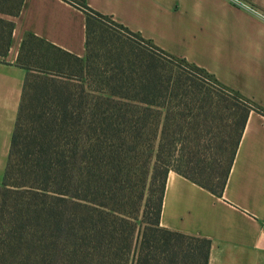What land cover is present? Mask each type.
Wrapping results in <instances>:
<instances>
[{
    "label": "trees",
    "instance_id": "obj_1",
    "mask_svg": "<svg viewBox=\"0 0 264 264\" xmlns=\"http://www.w3.org/2000/svg\"><path fill=\"white\" fill-rule=\"evenodd\" d=\"M68 2L85 15L83 57L32 33L16 56L26 72L0 182V264H206V239L159 225L166 174L220 194L248 112L264 109L83 0ZM21 4L0 0V56ZM91 20L144 47L94 50Z\"/></svg>",
    "mask_w": 264,
    "mask_h": 264
},
{
    "label": "crops",
    "instance_id": "obj_2",
    "mask_svg": "<svg viewBox=\"0 0 264 264\" xmlns=\"http://www.w3.org/2000/svg\"><path fill=\"white\" fill-rule=\"evenodd\" d=\"M83 0L162 51L203 68L264 109V0ZM7 17V16H5ZM0 56V182L25 68V33L84 55L85 15L67 0H22ZM159 225L208 241L206 264H264V115L249 111L220 194L169 170Z\"/></svg>",
    "mask_w": 264,
    "mask_h": 264
},
{
    "label": "rangeland",
    "instance_id": "obj_3",
    "mask_svg": "<svg viewBox=\"0 0 264 264\" xmlns=\"http://www.w3.org/2000/svg\"><path fill=\"white\" fill-rule=\"evenodd\" d=\"M91 30H93V32L90 34V41L92 46H94V50H97V44L100 42L102 45H112L114 47H122L123 49H133V50H137V49H142V42L138 41L136 38H134V36H130L128 37L125 33L117 30L116 28H113L110 26V24L108 22H104V25H101L100 23L96 22L95 20H91ZM103 27V31H100V27ZM104 48H98V53H101L102 50ZM29 70L30 74L28 75L27 79H26V86H28V88L30 87L32 81L35 78V75H37V69L38 67L36 66V64L34 62H29ZM197 77L200 80H197L201 86L203 87H207V89H213L215 88L213 86V83L210 81V79L206 76H199V74H197ZM201 75V74H200ZM217 88V87H216ZM215 88V89H216ZM202 89V88H201ZM204 89V88H203ZM212 138V137H211ZM212 141V140H211ZM213 145L212 148L210 149H203L200 157H201V161H199V165H202L204 167L205 170H208L211 166V161L212 159L215 157L214 155V151H215V145L216 142L212 141ZM203 151H205V153L203 154ZM219 152L216 153V155L218 156ZM221 154L222 157V161L225 160L224 156ZM220 159V158H219ZM213 165V164H212ZM222 168V167H220Z\"/></svg>",
    "mask_w": 264,
    "mask_h": 264
},
{
    "label": "built area",
    "instance_id": "obj_4",
    "mask_svg": "<svg viewBox=\"0 0 264 264\" xmlns=\"http://www.w3.org/2000/svg\"><path fill=\"white\" fill-rule=\"evenodd\" d=\"M231 2L234 3L235 5H242L238 0H231ZM263 232H264V226H263Z\"/></svg>",
    "mask_w": 264,
    "mask_h": 264
}]
</instances>
